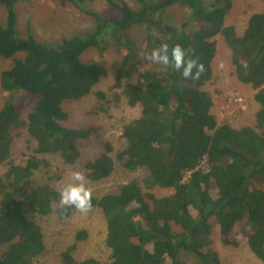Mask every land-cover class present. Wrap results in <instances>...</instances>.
I'll return each mask as SVG.
<instances>
[{
	"label": "trees",
	"instance_id": "obj_1",
	"mask_svg": "<svg viewBox=\"0 0 264 264\" xmlns=\"http://www.w3.org/2000/svg\"><path fill=\"white\" fill-rule=\"evenodd\" d=\"M86 1L0 0L5 11L0 60L7 63L0 72V166H5L0 264H37L46 253L42 228L30 215L64 220L78 211L70 206L55 211L60 193L34 177L49 166L45 157L75 165L81 159L80 143L95 130L90 124L69 126L68 104H80L95 93L103 102L98 112H108L105 94L94 92L106 68L83 60L90 49L103 52L106 39L119 59L113 89L122 92L112 101L117 105L124 98L130 108L140 107V116L122 128L127 143L115 161L124 170L147 171L144 180L122 185L117 194L91 195L90 209L99 210L106 223V264H185V257L196 264H221L214 239L217 235L223 246L235 247L230 237L236 227L249 252L264 264V12L251 14L238 35L225 23L233 0H136L135 9L127 0H102L116 17L87 8ZM23 3L50 4L95 25L53 45L40 43L30 34H18ZM134 29L142 32L134 35ZM217 37L230 51L232 75L254 92L258 110L250 126L233 128L214 115L215 102L206 87L212 81ZM165 43L169 52L179 45L186 59L203 64L199 78L184 79L171 63L165 67L146 58ZM20 130L36 146L21 164L12 151ZM110 148L106 143L104 153L82 165L90 183L114 172ZM155 189L170 194L157 197ZM86 236L80 231L75 241ZM75 249V244L68 246L60 261L98 264L75 260Z\"/></svg>",
	"mask_w": 264,
	"mask_h": 264
},
{
	"label": "rangeland",
	"instance_id": "obj_2",
	"mask_svg": "<svg viewBox=\"0 0 264 264\" xmlns=\"http://www.w3.org/2000/svg\"><path fill=\"white\" fill-rule=\"evenodd\" d=\"M127 2L134 9L139 6L136 0H127ZM86 6L98 13L116 17L111 8L102 0H88ZM260 12H264V1L262 0H233L232 9L227 15L225 23L233 26L236 33L241 35L251 14ZM17 15L19 35L25 37L30 34L38 42L48 45L59 43L62 39L74 34L86 33L95 25L91 21L76 19L71 12L55 8L50 4L23 3L18 6ZM4 17L5 11L0 6L1 22H3ZM141 32V29L133 30L134 35ZM104 44L106 45L103 52H101L102 50L90 49L84 54L83 60L97 61L106 68V75L101 78L94 92L100 91L105 94L108 106H110L108 112L106 114L98 112L97 107L103 102L97 100L95 93L84 98L80 104H68L69 126L74 124L83 127L84 124L86 126L90 124L95 130L80 143L82 155L80 154L79 163L64 166L59 157L49 156L45 157L49 166L45 170L40 169L39 172L35 173L34 180L36 183L39 185L47 184L59 193L66 184L77 183L73 181L71 174L78 171L84 175L82 165L104 153L106 143L111 147L108 154L115 161V154L126 145L122 137L124 124L140 116L139 106H137L138 108H130L126 105L124 98H121L117 105L112 101L114 94L122 92L121 89H113L119 59L113 52L111 41L106 39ZM6 67L7 63L0 60V72ZM212 67V81L206 90L214 99L213 112L218 123H226L233 128L250 126L255 112L258 110V105L253 99L254 92L249 86L239 83L232 75L230 51L225 47L221 37H217V55ZM133 81L134 78L125 81L122 89L124 90L126 85ZM3 100L4 95L0 92V107ZM18 133V137L13 141L12 151L16 153V161L21 164L25 162L31 150L36 146L25 130H20ZM4 172L5 166H0V177ZM146 176L147 171L145 169L139 168L135 171H128L122 169L116 162L115 170L109 178L93 183L85 179L84 183L91 190L93 197L100 198L105 194H117L122 185L130 181L141 182ZM153 194L162 197L169 195L170 192L155 189ZM63 206L66 205L59 203L55 211ZM29 218L41 226L44 244L46 245V253L37 264H63L59 255L71 244L76 245V249L72 252V257L75 260L82 262L86 259H93L98 264L108 263L110 252L105 246L106 223L99 210L90 209L85 213L76 211L64 220H59L53 214L48 217L30 215ZM80 231L86 232V239L76 242L75 235ZM230 240L236 243L235 247L223 246L217 235L214 239L213 248L217 252L221 264H263L249 252L245 238L239 233L238 227L232 232ZM184 262L185 264H196V261L190 257H185Z\"/></svg>",
	"mask_w": 264,
	"mask_h": 264
},
{
	"label": "clouds",
	"instance_id": "obj_3",
	"mask_svg": "<svg viewBox=\"0 0 264 264\" xmlns=\"http://www.w3.org/2000/svg\"><path fill=\"white\" fill-rule=\"evenodd\" d=\"M149 58L153 63H159L167 67L170 63L174 69L181 72L184 79H197L204 71L203 64L197 63L195 59H186V52L179 45L172 47L169 52L168 45L161 44L158 49L151 51ZM73 181L77 183L66 184L60 191V203L74 207L85 213L91 208V190L85 186V177L81 172H73Z\"/></svg>",
	"mask_w": 264,
	"mask_h": 264
},
{
	"label": "bare ground",
	"instance_id": "obj_4",
	"mask_svg": "<svg viewBox=\"0 0 264 264\" xmlns=\"http://www.w3.org/2000/svg\"><path fill=\"white\" fill-rule=\"evenodd\" d=\"M119 10V9H118ZM2 12V11H1ZM84 14V13H83ZM88 17H90V16H88ZM93 17V16H92ZM96 19H98V18H96ZM94 20V19H93ZM102 21V20H101ZM104 22H106V21H104ZM98 28V27H97ZM94 32V31H93ZM61 44V43H60ZM70 49V48H69ZM88 60V59H87ZM15 63V62H14ZM10 73V72H9ZM219 74V73H218ZM231 74V73H230ZM101 77V76H100ZM212 99V98H211ZM15 100V99H14ZM39 102V101H38ZM209 102V101H208ZM138 108V107H137ZM39 109H40V107H39ZM41 110H39V112H40ZM35 117V116H34ZM231 117V116H230ZM37 118V117H36ZM40 119H42L41 117H40ZM64 121V120H63ZM12 125V124H11ZM94 129V128H93ZM26 131V130H25ZM12 142V141H11ZM127 143V142H126ZM112 150V149H111ZM112 153V152H111ZM21 154V153H20ZM81 154V153H80ZM82 155V154H81ZM37 160V159H36ZM77 160V159H76ZM85 160V159H84ZM25 163V162H24ZM44 163V162H43ZM77 163V162H76ZM79 163V162H78ZM47 165V164H46ZM123 169V168H122ZM74 171V170H73ZM56 175V174H55ZM150 176V175H149ZM124 177V176H123ZM133 177V176H132ZM49 179V178H48ZM54 179V178H53ZM144 180V179H143ZM122 181V180H121ZM119 185V184H118ZM115 188V187H114ZM120 190V189H119ZM95 200V199H94ZM98 207V206H97ZM67 218V217H66ZM128 236V235H127ZM104 243V242H103ZM137 251V250H136ZM67 259V258H66ZM65 260V259H64ZM67 262V261H66Z\"/></svg>",
	"mask_w": 264,
	"mask_h": 264
}]
</instances>
